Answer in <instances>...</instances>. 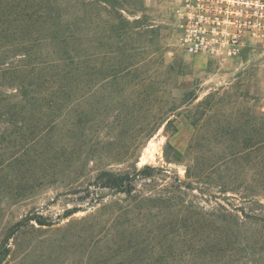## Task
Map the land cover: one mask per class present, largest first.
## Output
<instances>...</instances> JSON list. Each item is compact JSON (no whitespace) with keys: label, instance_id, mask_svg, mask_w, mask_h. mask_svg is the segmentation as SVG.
I'll return each instance as SVG.
<instances>
[{"label":"rangeland","instance_id":"obj_1","mask_svg":"<svg viewBox=\"0 0 264 264\" xmlns=\"http://www.w3.org/2000/svg\"><path fill=\"white\" fill-rule=\"evenodd\" d=\"M110 1L71 3L66 47L40 23L45 57L76 49L80 72L0 122V264H227L193 254L207 221L223 226L212 207L264 202V46L190 56L177 43L180 0ZM145 166L154 177L131 192L94 186L102 171Z\"/></svg>","mask_w":264,"mask_h":264},{"label":"trees","instance_id":"obj_2","mask_svg":"<svg viewBox=\"0 0 264 264\" xmlns=\"http://www.w3.org/2000/svg\"><path fill=\"white\" fill-rule=\"evenodd\" d=\"M78 0H0L1 25L5 32L4 60L0 64V80L6 82V87L15 84V94L9 95L0 90V122H11L19 115L16 106L21 102L37 101L42 97L43 87H65L78 82L79 63L76 49L66 52L65 58L48 60L41 52L44 37L41 24L49 22L52 34L51 40L61 46L68 45L76 38L75 19L69 16L71 3ZM102 3L112 4L110 0ZM11 37L12 42L8 43ZM11 48L17 51V65L7 63V52ZM10 57V56H9ZM63 62V63H62ZM50 69H55L50 74ZM54 85V86H53ZM2 87V86H1ZM5 87V86H4ZM52 98H55L52 96ZM156 169L145 166L131 173H116L102 171L96 177L94 186L97 189H112L117 192L132 191L135 183L154 177ZM199 180V178L196 177ZM91 194L90 190L84 192ZM233 200H238L233 197ZM242 202V201H240ZM249 203L250 201H243ZM252 208L238 207L228 203L227 207H212L211 217L220 221L223 226L214 227L215 223L207 221L212 234H205L199 240L200 248L207 250L195 251L196 258H205L210 262L220 260L219 255H229L227 264H255L256 257L264 252V202L252 200ZM242 204V203H241ZM81 208H71L66 211L69 217L80 211ZM248 211V212H247ZM204 223V221H203ZM39 225L45 226L43 222ZM223 259H221L222 261Z\"/></svg>","mask_w":264,"mask_h":264},{"label":"built area","instance_id":"obj_3","mask_svg":"<svg viewBox=\"0 0 264 264\" xmlns=\"http://www.w3.org/2000/svg\"><path fill=\"white\" fill-rule=\"evenodd\" d=\"M177 43L190 56L232 59L264 46V0H180Z\"/></svg>","mask_w":264,"mask_h":264}]
</instances>
